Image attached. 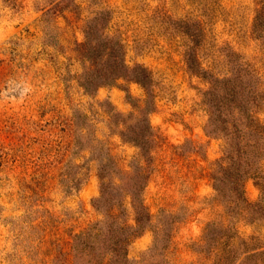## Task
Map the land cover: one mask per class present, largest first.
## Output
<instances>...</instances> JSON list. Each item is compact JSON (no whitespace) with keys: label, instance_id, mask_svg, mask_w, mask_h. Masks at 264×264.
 I'll return each mask as SVG.
<instances>
[{"label":"rangeland","instance_id":"obj_1","mask_svg":"<svg viewBox=\"0 0 264 264\" xmlns=\"http://www.w3.org/2000/svg\"><path fill=\"white\" fill-rule=\"evenodd\" d=\"M258 8V0H0V264H74L75 236L102 217L93 207L100 172L124 183L141 152L134 138L147 137L142 196L151 222L128 246V258L145 264L150 253L155 264H214L201 243L209 222L229 221L212 179L223 140L206 133L210 84L196 68L240 75L257 88L247 99L259 104L264 123ZM96 17L98 62L84 44ZM104 40L124 45L127 66L151 72L150 114L146 90L126 78L82 87L86 69L118 67ZM257 164L256 176L242 177L251 203L261 195L264 155ZM129 201L121 221L133 223ZM242 214L234 229L259 237L264 248V213Z\"/></svg>","mask_w":264,"mask_h":264},{"label":"trees","instance_id":"obj_2","mask_svg":"<svg viewBox=\"0 0 264 264\" xmlns=\"http://www.w3.org/2000/svg\"><path fill=\"white\" fill-rule=\"evenodd\" d=\"M258 5L254 31L261 33L264 26V0H258ZM98 20V17L93 18L87 25L84 43L91 51L96 50L93 59L97 62L98 57H102L99 56V49L96 46L98 45L96 40H100L97 37L100 30ZM103 38L111 39L105 36ZM109 41L110 49L113 51L109 60L111 65L118 67L107 70L86 69L81 76L82 87L89 91L93 87L126 78L140 84L146 90L145 110L150 114L154 110L151 72L141 64L133 68L127 66L124 45L118 40ZM196 69V73L207 79L210 84L203 93V104L208 114L206 133L223 140L222 156L217 161L218 170L212 174V179L217 199L225 206V213L229 218L228 223L212 221L207 224L202 238V249H207L209 255L213 257L214 264H264L261 239L256 236L242 237L234 229L235 221L241 213L249 220L264 213V181L257 183L261 195L255 203L246 199L242 183L243 178L259 173L257 161L264 155V123L257 117L255 110L259 104L247 99L249 96L257 97L260 93L254 86L244 85L240 75L219 78L209 76L202 68ZM147 127L146 131L149 132L151 129L149 121ZM138 139L134 138L141 151L137 158L138 163L133 166L131 173L124 175V183L115 182L113 173L100 172V194L93 200V207L102 217L75 236L72 243L74 264H135L136 261L128 258L127 248L151 222V214L142 196L149 178L151 154L146 147L148 137L146 140ZM244 152L243 160L241 156ZM241 165L244 166L241 175L239 172L229 173L232 168L239 170ZM123 191L124 196H121ZM127 198L130 199L129 206L135 214L133 223L126 218L121 221L122 217L128 216V208L124 204ZM253 221L255 220L250 222ZM165 236H168V233L163 230L162 239ZM156 237V240L160 238V233H157ZM153 256L154 254L149 253L145 264H155L152 261ZM163 264L171 262L165 260Z\"/></svg>","mask_w":264,"mask_h":264}]
</instances>
